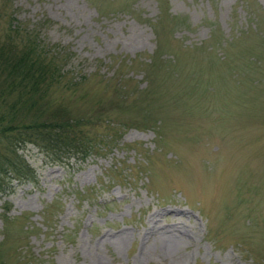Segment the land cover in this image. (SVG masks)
<instances>
[{"label":"rangeland","instance_id":"374dc122","mask_svg":"<svg viewBox=\"0 0 264 264\" xmlns=\"http://www.w3.org/2000/svg\"><path fill=\"white\" fill-rule=\"evenodd\" d=\"M26 32L98 147L21 151L0 264H264V0H0V41Z\"/></svg>","mask_w":264,"mask_h":264},{"label":"trees","instance_id":"16d2710c","mask_svg":"<svg viewBox=\"0 0 264 264\" xmlns=\"http://www.w3.org/2000/svg\"><path fill=\"white\" fill-rule=\"evenodd\" d=\"M14 27L16 34L23 30ZM26 35L20 44L0 41V191L13 182H38L21 153L28 145L39 148L54 163L75 154L87 156L98 147L80 129L79 121L63 114L61 103L49 99L66 75L58 61L59 51H49L31 32ZM65 84V89L77 88L74 80Z\"/></svg>","mask_w":264,"mask_h":264}]
</instances>
